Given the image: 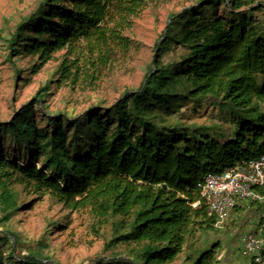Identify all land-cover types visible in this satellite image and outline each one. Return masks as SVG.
Segmentation results:
<instances>
[{"label":"trees","instance_id":"1","mask_svg":"<svg viewBox=\"0 0 264 264\" xmlns=\"http://www.w3.org/2000/svg\"><path fill=\"white\" fill-rule=\"evenodd\" d=\"M147 2L45 0L16 26L8 41V60L38 55L36 71L68 41L103 37L101 24L110 11L126 20ZM219 6L228 8L229 20L210 16ZM260 11L264 4L254 0H197L171 17L139 89L124 91L108 108L88 109L80 120L42 111L49 127L38 128L35 108L48 85L40 89L33 103L0 125V225L18 210L11 189L15 181L49 194L69 210L89 207L100 217L120 218L108 246L137 249L126 262L113 258L100 264H218L215 255L229 239L209 238L214 221L200 199L198 184L208 175L264 155V26L256 15ZM171 44L184 53L178 62L162 65L156 57ZM67 69L62 68L63 78ZM184 99L219 106L229 126L187 127L156 114L173 111ZM62 121L74 133L68 144ZM6 135L25 146L32 156L28 164L5 157ZM259 192L264 195V186ZM197 232L208 236L205 246L188 248ZM24 263L41 261L32 257Z\"/></svg>","mask_w":264,"mask_h":264},{"label":"rangeland","instance_id":"2","mask_svg":"<svg viewBox=\"0 0 264 264\" xmlns=\"http://www.w3.org/2000/svg\"><path fill=\"white\" fill-rule=\"evenodd\" d=\"M44 1L0 0V125L10 121L23 105L33 103V98L45 85L48 89L42 94V103L35 108L38 128L49 127L44 115L40 114L42 111L77 120L90 108L110 107L126 90H138L152 67L156 46L171 17L197 0H148L126 20L116 11H110L101 24L103 37L70 40L61 49L53 51L50 60L35 71L40 63L39 56L30 54L9 61L8 41L16 26ZM254 2L264 4V0ZM256 15L264 26V11ZM210 16L230 19L229 10L224 6L212 9ZM31 36H34L33 32ZM170 46L169 50L159 51L156 57L162 65L178 62L184 53L182 47ZM65 66H68V75L63 78ZM156 114L169 123L177 121L187 127L229 126L225 121L226 112L209 101L196 105L190 99H184L173 111H156ZM61 123L68 144L74 133L65 121ZM81 125H85L84 120ZM84 132L81 131V138L85 136ZM3 148L5 157L14 163L26 165L32 160L25 146L14 141L11 135H6ZM15 155L20 157L13 158ZM39 165L40 161L36 166ZM11 184L18 210L8 222L0 225L3 264H25L32 257L38 258L41 264H100L113 258L126 262L133 257L131 250L137 249L133 245L108 246L115 237L120 218L100 217L89 207L69 210L47 193L35 192L15 181ZM258 211L261 213V206ZM2 216L0 208V218ZM232 226V222H227L223 229L214 227L208 233L214 240L229 238L225 248L216 253V261L218 264H250L236 250L233 235L228 236ZM207 237L205 233H195L187 242L188 248L202 249ZM181 261L175 264H182Z\"/></svg>","mask_w":264,"mask_h":264},{"label":"built area","instance_id":"3","mask_svg":"<svg viewBox=\"0 0 264 264\" xmlns=\"http://www.w3.org/2000/svg\"><path fill=\"white\" fill-rule=\"evenodd\" d=\"M264 155L241 162L222 173L208 175L198 184L199 196L214 227L223 229L241 203L261 206L257 226L239 238V252L253 264H264Z\"/></svg>","mask_w":264,"mask_h":264},{"label":"crops","instance_id":"4","mask_svg":"<svg viewBox=\"0 0 264 264\" xmlns=\"http://www.w3.org/2000/svg\"><path fill=\"white\" fill-rule=\"evenodd\" d=\"M258 209L259 205L241 203L231 214V218L229 219L228 223L232 222L233 226L229 230L228 236L233 235V237L235 238V248H237V251H239L240 247V236L243 233L254 230L256 228L259 219ZM241 228H244L245 231H243Z\"/></svg>","mask_w":264,"mask_h":264},{"label":"bare ground","instance_id":"5","mask_svg":"<svg viewBox=\"0 0 264 264\" xmlns=\"http://www.w3.org/2000/svg\"><path fill=\"white\" fill-rule=\"evenodd\" d=\"M254 205V204H253Z\"/></svg>","mask_w":264,"mask_h":264}]
</instances>
